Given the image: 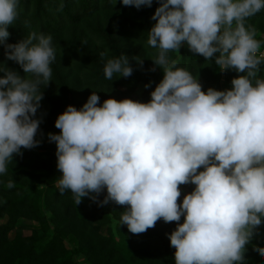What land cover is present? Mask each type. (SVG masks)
<instances>
[{
	"label": "clouds",
	"instance_id": "1",
	"mask_svg": "<svg viewBox=\"0 0 264 264\" xmlns=\"http://www.w3.org/2000/svg\"><path fill=\"white\" fill-rule=\"evenodd\" d=\"M120 2L140 9L153 0ZM158 2L146 44L156 50L151 60L163 78L146 103L108 98L98 106L92 91L79 110L69 105L57 116L59 134L48 133L61 173L57 187L61 195L70 190L75 205L87 196L100 206H126L119 223L132 234L161 219L177 222L168 235L175 264H244L246 245L264 220V78L258 75L264 52L247 24L264 0ZM18 9L19 0H0V45L24 73L0 64V174L14 154L40 143L41 121L33 117L43 99L40 85L52 81L56 60L51 35L33 31L6 43ZM185 43L221 71L242 75L231 80L230 90L202 91L196 76L169 57ZM99 56L106 79L133 74L124 54ZM133 59L143 66V59ZM187 184L195 187L178 203L180 185ZM14 186L10 179L7 187ZM253 250L264 258V248Z\"/></svg>",
	"mask_w": 264,
	"mask_h": 264
},
{
	"label": "trees",
	"instance_id": "2",
	"mask_svg": "<svg viewBox=\"0 0 264 264\" xmlns=\"http://www.w3.org/2000/svg\"><path fill=\"white\" fill-rule=\"evenodd\" d=\"M158 6V0H153L151 7L140 9L124 6L120 0L115 4L114 0H19V14L7 29L10 36L6 43L15 44L35 31L51 35L56 49V60L50 65L52 81L40 85L43 99L33 117L41 121L37 135L42 140L49 141L48 133L59 134L54 126L57 116L69 105L79 110L92 91L100 98L98 106L108 98L144 103L150 100V93L163 78L162 69L157 74L148 69L156 50L146 44L147 32L155 24L151 16ZM247 24L256 29L255 38L261 41L263 51L264 9L250 17ZM101 51H107L108 58L127 56L133 74L106 79ZM4 52L0 45V64L23 76L20 66L7 60ZM133 57L143 59V66ZM169 57L196 76L202 91L230 90L231 80L242 75L231 69L221 74L214 60L205 61L203 56L192 53L186 43L179 53L170 52ZM260 69L258 75L264 78V63ZM141 77L144 87L135 97L132 94ZM146 84L149 87L145 88ZM21 152L22 155H13L8 172L0 174V264H175V249L170 246L168 235L177 222L165 223L161 219L146 232L132 234L119 223L126 206L114 202L100 206L87 196L75 205L70 190L60 194L55 142L40 141L38 146ZM10 179L15 184L11 189L7 187ZM194 187L180 185L177 202H182L185 192L190 193ZM106 194L105 189L98 200ZM19 219L37 223L38 229L29 237L17 230L14 240H10L9 233ZM183 219L181 216L179 223ZM258 233L246 245L244 264H264V258L253 250V246L264 248V220Z\"/></svg>",
	"mask_w": 264,
	"mask_h": 264
},
{
	"label": "rangeland",
	"instance_id": "3",
	"mask_svg": "<svg viewBox=\"0 0 264 264\" xmlns=\"http://www.w3.org/2000/svg\"><path fill=\"white\" fill-rule=\"evenodd\" d=\"M261 38L264 40V34H261ZM153 67H155V69H156L155 71H151L150 70ZM148 69L151 71L152 74H157V73L160 72L159 67L153 65V61H150L149 65H148ZM141 72H142V74H144V71L142 70V68H141ZM220 73L222 74L223 71L220 70ZM143 87H144V84H143V80H142V77H141V79H139L137 87L134 89V92H133L132 95L135 96V97L137 95H139L141 93V91L143 90ZM35 139H37L39 141H45L46 143H51L50 141L42 140V137H40L38 135H36ZM39 187H41V185H39ZM186 193H188V192H185V194ZM36 229H38V224L37 223H35V222L31 221V220H27V219H19L17 221V227L13 231H11L9 233V239L10 240H14V238L17 235V230L21 233V235L23 237H29L32 234V231L36 230ZM102 233H105V229H102Z\"/></svg>",
	"mask_w": 264,
	"mask_h": 264
},
{
	"label": "built area",
	"instance_id": "4",
	"mask_svg": "<svg viewBox=\"0 0 264 264\" xmlns=\"http://www.w3.org/2000/svg\"><path fill=\"white\" fill-rule=\"evenodd\" d=\"M261 52H264V50L263 51H261ZM259 54V53H258Z\"/></svg>",
	"mask_w": 264,
	"mask_h": 264
}]
</instances>
